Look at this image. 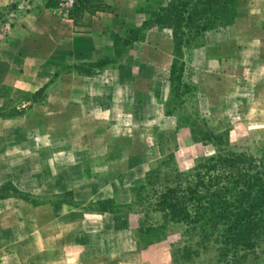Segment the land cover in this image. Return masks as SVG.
<instances>
[{
    "label": "rangeland",
    "instance_id": "1",
    "mask_svg": "<svg viewBox=\"0 0 264 264\" xmlns=\"http://www.w3.org/2000/svg\"><path fill=\"white\" fill-rule=\"evenodd\" d=\"M170 1L150 0L139 8L143 23L137 24V21L127 27L126 41L114 53L102 55L94 63L80 62L78 69L88 73L84 74L88 78L85 82L77 77V69L66 67L70 64L55 70L41 68L48 56L27 50L24 45L27 43L24 37L29 34L27 29L20 27L18 35L11 34V28L21 17L20 11L26 10L18 7L20 0L0 8V107L7 111L24 107L18 121L0 118V138L6 140L5 134L20 127L27 134L25 143L32 144L33 133L38 134L34 129L40 125L42 139L48 141L49 134L54 140V150L46 148L32 154L29 147L24 151L34 159L32 164L20 166L24 171L23 183L18 178L1 181L0 165V194L8 196L3 199L19 201L26 210L86 208L97 211L110 207L127 211L139 246L148 249L146 257L137 255L132 264H214L208 255L189 261L181 259L180 250L185 244L182 224L171 223L165 235L157 238L138 231L144 219L153 224H162L163 219L160 212L149 210L148 195L140 206L137 196L149 190L141 187L152 168H161L162 175L170 170L187 171L228 144L261 158L264 85L259 82L264 71L256 66L240 69L228 64L225 52L231 49L229 40L235 35L234 21L207 31L194 44L182 48L181 57L177 58L182 67L177 72L182 76V84H172V36L178 25L175 12L168 11ZM40 39L39 35L35 37ZM255 39L263 44L262 38ZM256 42L258 52H254L258 61L261 44ZM28 44L33 48L32 38ZM215 48H225L219 55L221 64L213 56ZM66 70H72L79 81L64 80V75L69 74L64 73ZM57 71L60 76L55 77ZM91 79L95 83L89 87ZM50 80L53 83L46 93L34 102V91ZM77 82L82 84L81 94L85 96L82 100L79 98L76 107H70L68 87ZM47 94L50 99H46ZM207 129L223 135L222 143L205 138ZM66 160L74 163L65 164ZM75 160L84 161L74 165ZM163 160H166L164 164L158 163ZM53 173L57 174L56 180L49 178ZM66 173L73 176L76 195L73 189L55 192L61 184H68L64 181ZM146 212L150 213L149 217ZM252 264H264V255Z\"/></svg>",
    "mask_w": 264,
    "mask_h": 264
},
{
    "label": "crops",
    "instance_id": "2",
    "mask_svg": "<svg viewBox=\"0 0 264 264\" xmlns=\"http://www.w3.org/2000/svg\"><path fill=\"white\" fill-rule=\"evenodd\" d=\"M16 1L0 0V8ZM149 1L103 0L107 5L105 10L86 12L82 17L84 25H76L71 15L59 9L57 0H20L18 7H26V10L20 11L21 17L11 28V34L15 32L18 35L20 27L29 31V37H24L27 50L48 56L41 68L55 70L65 64L94 62L102 55L115 52L123 42L128 26L137 21V24L143 23L139 8ZM37 35L40 40H35ZM244 37L252 39L245 42ZM256 37L262 38L263 44ZM29 38L34 41L33 48L29 47ZM256 40L261 44L258 61L254 52L259 45ZM229 41L231 49L225 52L228 64H235L240 69L256 66L264 71V0H239L235 35ZM224 51L225 48H215L213 52V56L218 57V64H221L219 55ZM56 55L59 56L56 58ZM76 75L84 82L88 79L84 74ZM76 75L66 74L64 80H76ZM94 83L91 79L88 86ZM259 83L264 85V77ZM79 84L72 83L68 87L70 97L67 103L70 107H76L79 98L82 100L85 96L81 94L82 84ZM46 99H50L48 94ZM34 106L31 108L34 109ZM20 116L23 114L0 118L18 121ZM39 127L34 129L38 134L33 133L32 144L25 143L27 134L20 127L12 128L5 134L6 140L0 138L3 139L0 144L1 181L18 178L23 183L24 171L20 166L32 164V154H39L46 148L54 150V140L48 134V141H44ZM29 147L34 153L24 154ZM75 161L74 165H81L84 160ZM64 163L72 165L74 162L66 160ZM52 165L55 166L56 162L53 161ZM56 175L53 173L49 178L56 180ZM64 181L68 184H61L55 192L73 189L76 195L72 174L66 173ZM26 209L17 200H0V264H132L137 255L147 256L148 249L139 246L134 236V224L127 213L86 208ZM30 212L31 217L28 216Z\"/></svg>",
    "mask_w": 264,
    "mask_h": 264
},
{
    "label": "trees",
    "instance_id": "3",
    "mask_svg": "<svg viewBox=\"0 0 264 264\" xmlns=\"http://www.w3.org/2000/svg\"><path fill=\"white\" fill-rule=\"evenodd\" d=\"M238 5L239 0L170 1L168 11L175 12L178 25L172 36V84H182V76L177 74L182 70L177 59L181 57L182 48L194 44L207 31L234 22ZM106 8L103 0H82L70 15L76 25H84L82 17L86 12L94 13ZM66 67L77 69L79 74H88L78 69L81 68L79 63ZM71 72L72 70H66L64 73ZM54 76H60L59 71ZM52 83L53 80H50L34 91V102L39 100L40 94L46 93ZM22 109L13 108L7 111L0 107V116L15 117L22 113ZM204 137L221 144L223 135L207 129ZM225 146L216 154L198 161L187 171L170 170L162 175L161 168H152L141 187H149V190L144 195L137 196L140 206L148 195L146 201L149 210L160 212L163 219L162 224L147 223L144 219L142 223L146 226L140 223L138 231L145 236L161 237L171 223L184 226L185 244L180 250L182 260L189 261L208 255L214 264H252L264 255V151L261 158H256L248 152L232 148L229 144ZM164 162L166 160L158 163ZM6 197L8 196L0 194V199ZM26 200L40 205L29 198ZM97 211L127 213L110 207ZM149 214L146 212L147 217ZM138 238L144 242L142 235Z\"/></svg>",
    "mask_w": 264,
    "mask_h": 264
},
{
    "label": "built area",
    "instance_id": "4",
    "mask_svg": "<svg viewBox=\"0 0 264 264\" xmlns=\"http://www.w3.org/2000/svg\"><path fill=\"white\" fill-rule=\"evenodd\" d=\"M59 9L66 15H70L73 9L80 4L82 0H57Z\"/></svg>",
    "mask_w": 264,
    "mask_h": 264
}]
</instances>
